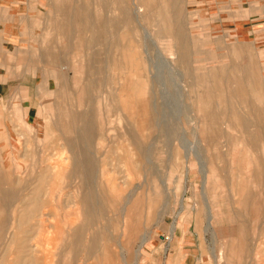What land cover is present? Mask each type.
I'll return each instance as SVG.
<instances>
[{
    "label": "rangeland",
    "instance_id": "1",
    "mask_svg": "<svg viewBox=\"0 0 264 264\" xmlns=\"http://www.w3.org/2000/svg\"><path fill=\"white\" fill-rule=\"evenodd\" d=\"M18 1L14 5L17 16L14 21L20 28V36L10 38L0 32V78L6 89L0 96V111L5 115L2 125L11 132V140L18 151L21 148L15 139L21 121L24 123L26 119L42 130L46 103L56 100L52 91L46 92L47 98L43 97L45 91L37 92L39 102L33 97L31 89L34 84L37 86L39 76L34 82L32 65L26 71L23 61L18 60L19 56L10 53L18 47L19 50L21 47L39 48L40 36L50 23L47 11L51 6V22L66 24L68 30L66 37L57 32L58 44H72L73 47L72 52L68 51L60 58L63 59L60 65L65 66V61L71 64L73 100L68 99L70 108L79 111L80 115L89 111L92 142L89 149H67L66 135L53 128L52 117L48 120V132L37 137L39 142H43L44 150L31 153V149H26L25 207L24 204H16L19 213L0 215L2 264H9L8 261L16 258L14 251L20 247L22 239H12L18 235V228L22 231L20 237L26 235L28 244H35L32 252L35 259L31 264H264V150L253 125L255 113L264 110V0H176L175 5L168 0H142L147 4L143 12H147L150 19H142L150 32L145 38L147 42L142 41L141 28H135V32L121 28L120 33L115 34L119 45L108 52L110 37H102L98 31L92 44H85L90 32L82 26L80 8L90 6L95 8V12L98 10L96 13L103 12L108 17L121 16L113 0H91L90 3L89 0ZM121 1L122 4L128 2ZM140 2L138 0L137 3ZM59 10L65 11V15ZM10 18L6 8L0 9L1 21ZM168 23H172L170 29L176 27L183 31V44L176 43L168 34ZM30 36V42L23 41ZM33 39L36 41L32 42ZM144 44L150 48V58L142 52ZM133 46L137 49L135 58L131 57L134 51L129 50ZM176 48L179 55L183 53L182 62L177 61ZM9 55H12V64L4 62ZM91 56L93 61L89 60ZM35 63H39L37 69L40 70L42 62L38 60ZM99 78L106 80L105 85L95 84ZM123 78L127 79L126 87L130 85L128 88L132 90L122 93V99H126L127 93H133L132 97L141 103L147 100L153 111L151 127L139 128L136 133L138 143L144 134L148 135L147 150L150 152L147 151V156L150 157L147 161L139 158V151L131 145L125 133L124 127L129 124L131 113L129 108L119 106V87L125 81ZM26 79L34 83L18 85ZM19 86L23 89L21 97L16 94ZM58 100L61 104L64 96ZM29 102L36 105V111ZM22 111L26 113L25 117ZM209 111L214 114V123L208 129L206 116ZM82 120L78 121L79 126L75 122V131L81 129ZM70 136L77 142L73 141L77 147L86 140L85 134L78 131ZM33 137L32 134L26 135L27 147L33 146ZM11 150L3 148L2 152L6 155ZM83 151L90 153L100 213L89 224L84 222L81 213H76V210H81L83 199L79 181L67 179L72 171L73 158L76 159ZM32 154L35 156L31 158ZM12 156L11 161L16 167L23 163L18 153ZM49 163L57 164L55 173L45 169V164ZM102 174L106 192L101 187ZM40 176L44 179L42 194L55 183L53 178L57 179L61 185L54 190L59 194L57 201L54 200L53 204L54 197L49 196L51 202L48 203V195L39 199L44 214L40 217L37 211L25 219L21 212L24 210L26 213L32 184L35 185L36 178ZM112 183L116 184L114 191L111 190ZM40 193L39 196L42 195ZM50 212L51 215L48 214ZM55 212L64 216L61 228L56 227ZM20 217L23 224L18 223ZM24 219L29 220L28 223ZM37 219H41L40 224H37ZM22 227L30 231L23 234ZM38 233L41 235L37 236ZM76 237L78 242L74 241ZM39 255L41 257H37Z\"/></svg>",
    "mask_w": 264,
    "mask_h": 264
},
{
    "label": "bare ground",
    "instance_id": "2",
    "mask_svg": "<svg viewBox=\"0 0 264 264\" xmlns=\"http://www.w3.org/2000/svg\"><path fill=\"white\" fill-rule=\"evenodd\" d=\"M69 1V0H68ZM90 1L91 0H89V3H90ZM95 0H93L92 2H94ZM156 1V0H155ZM169 2H171V4L172 5H175L176 4V0H168ZM65 2V1H64ZM96 2H98V0L96 1ZM113 2V4L115 5V8H116V11H118L119 12V15H120V13H121V16H116V14H115V16H112L111 15V17H108L105 13H103V12H98V13H96L95 11H94V9H92L90 6H85V7H81L80 8V10H81V12H82V18H83V22H82V26H83V28H84V30H88V32H90V34H89V36H88V38L85 40V44L86 45H88V46H90L91 44H92V42H93V40H94V37H95V35L97 34V31L99 32V35H102V37H106V38H108L109 39V37H110V39H109V42H108V45L109 46H107V48H106V51L108 52L109 50H111L112 49V47L114 48V47H116L117 45H119V41H118V38H115V34H116V32H119L120 31V29L121 28H123V29H128V30H130V31H132L133 30V32H135V28H141L142 30H143V34H142V41L144 42V41H146V37H148L147 35L148 34H150V32L147 30V28L144 26V23H143V20L144 21H146L147 20V18H148V16H147V12L145 13V12H143L144 11V9H143V7L144 6H147V4H143L142 3V0H141V2H140V4H138L137 2H138V0H128V2H126L125 4H122V1L121 0H113L112 1ZM63 3V2H62ZM65 3H68V2H65ZM64 4V3H63ZM57 5H59V2H58V4ZM61 5V4H60ZM98 5V4H97ZM165 5V4H164ZM97 8V7H96ZM74 9V8H73ZM98 9V8H97ZM168 10V9H167ZM108 11V10H107ZM58 12H62L63 13V15H65L64 14V12L65 11H62V10H59ZM161 12V11H160ZM160 12H158V14L160 13ZM176 12V11H175ZM112 14H113V12H112ZM163 14V13H162ZM174 16V15H173ZM159 17H160V15H159ZM162 17V16H161ZM151 18H152V16H151ZM173 18V17H172ZM143 19V20H142ZM149 19V18H148ZM161 20V19H160ZM176 20L177 19H175V20H173V23H175L176 22ZM149 21H150V19H149ZM148 21V22H149ZM152 21H153V19H152ZM156 21H157V19H156ZM70 22V21H69ZM152 22H150V24H151ZM157 23V22H156ZM162 23V22H161ZM155 24V23H154ZM172 24V23H171ZM171 24L170 23H168V34L171 36V38H173L174 39V41L176 42V43H178V44H183V42H184V36H183V34H182V32H180V30L178 29V28H176V27H172L173 29H170V27H171ZM60 25V28L61 29H63L64 30V32H66L67 33V25L66 24H63V23H60L59 24ZM159 25H161V24H159ZM164 25V24H163ZM148 26H149V24H148ZM153 26V25H152ZM58 27V26H57ZM111 27V28H110ZM157 27V26H156ZM65 28V29H64ZM149 28V27H148ZM159 28V27H158ZM164 28V27H163ZM160 29V28H159ZM162 29V28H161ZM158 30V29H157ZM167 32V31H166ZM120 33V32H119ZM155 33L157 34V31H155ZM152 34V33H151ZM150 36V35H149ZM159 36V35H158ZM151 37V36H150ZM166 38H168V37H166ZM170 38V39H171ZM148 39V38H147ZM151 39V38H150ZM152 41V40H151ZM155 41V40H154ZM129 42V41H128ZM147 42V41H146ZM150 42V41H149ZM143 44V43H142ZM147 44V43H146ZM146 44H144L143 46H145V49H143L144 51H142V52H145L146 54H147V58H150V53H149V49L150 48H148L147 47V45ZM151 44H153V41L151 42ZM150 44V45H151ZM99 45V44H98ZM123 45V44H122ZM153 45H155V42H154V44ZM232 45V44H231ZM149 46V45H148ZM178 46V45H177ZM180 46V45H179ZM234 46V45H233ZM129 47V46H128ZM170 47V46H169ZM143 48V47H142ZM180 48H181V46H180ZM233 48V47H232ZM247 48V47H246ZM124 49V48H123ZM157 49H159V48H157ZM177 49V53L176 54H178V60L177 61H181L182 62V59H183V51H182V48H181V51L182 52H180L181 54L179 55V49L178 48H176ZM100 50V49H99ZM130 52H132V51H134L133 53V56H131V57H136V53H137V49H136V46H133V47H131L130 49ZM233 50V49H232ZM231 50V51H232ZM119 51H121V49L119 50ZM159 51V50H158ZM234 52V51H233ZM120 53H122V52H120ZM96 54V53H95ZM106 55V54H105ZM104 55V56H105ZM128 56H129V54H128ZM169 56V55H168ZM240 56V55H239ZM143 57V56H142ZM244 57V56H243ZM111 58V57H110ZM114 58V57H113ZM177 58V57H176ZM237 58V57H236ZM91 59V61H93L94 60V57L93 56H91L90 58H89V60ZM96 59V58H95ZM109 59V58H108ZM146 59V58H145ZM144 59V60H145ZM239 59V58H238ZM244 59V58H243ZM116 60V59H115ZM259 60V59H258ZM142 61V60H141ZM176 61V62H177ZM105 62V61H104ZM144 62V61H143ZM142 62V63H143ZM146 62V61H145ZM165 62H166V60H165ZM115 63V62H114ZM178 65H179V63H178ZM114 66V65H113ZM98 66H96V68H97ZM99 68V67H98ZM183 68V67H182ZM140 68H138V70H139ZM103 70V69H102ZM107 70H108V65H107ZM99 72H101V70H99ZM138 72V71H137ZM171 72H173V71H171ZM128 73H129V71H128ZM135 73V72H134ZM174 73V72H173ZM176 73V72H175ZM219 73V72H218ZM127 74V73H126ZM170 74V73H169ZM217 74V73H216ZM251 74V73H250ZM108 75V74H107ZM129 75V74H128ZM179 75V74H178ZM129 76H131V75H129ZM133 76V75H132ZM180 76H181V74H180ZM108 77V76H107ZM107 77H106V79H107ZM136 77V76H135ZM253 77H254V75H253ZM127 78V77H126ZM129 78H131V77H129ZM109 79V78H108ZM132 79V78H131ZM130 79V80H131ZM196 79V78H195ZM251 79V78H250ZM253 79V78H252ZM252 79H251V81L250 82H253L252 81ZM123 80H125V81H123L122 83H120L121 85H120V87H119V89H120V91L119 92H121L120 93V99L118 100L119 101V106L121 107V108H129V111H130V113H131V116H130V122H129V124L128 125H126L124 128H125V133L126 134H128V136H129V138H130V140H131V145H134V148L136 149V150H138L139 152V158H142L143 160H145V161H147V157H150V156H147V151L148 152H150L149 150H147L148 149V147H147V137H148V135L147 134H144V136H142L141 137V142L140 143H138L139 141L137 140V137H136V133L138 132V130H139V128H145V129H147L149 126L151 127V124H152V120H153V111H151V109H150V107L148 106V102H147V100H144L143 101V103H141L140 101H138L135 97H132L133 95H131V94H133V93H127V97H126V101L125 100H123L122 99V93H125L127 90H129V91H131L132 89L131 88H128V87H130V85L128 86V87H126V83H127V79H124L123 78ZM129 80V81H130ZM128 81V82H129ZM172 81V80H171ZM204 81V80H203ZM257 81V80H256ZM106 82V80L105 79H101V78H99L96 82H95V84H98V85H100V84H103V85H105L104 83ZM155 82V81H154ZM91 83V82H90ZM133 83V82H132ZM129 84H131L130 82H129ZM157 84V83H156ZM64 86V85H63ZM134 89H135V87H134ZM248 89V88H247ZM4 90V89H3ZM259 90V89H258ZM261 90V89H260ZM118 94V93H117ZM119 95V94H118ZM128 96H131V98L129 99V97ZM144 97V96H143ZM146 98V97H145ZM143 99V98H142ZM109 108H111L110 106H109ZM120 108V109H121ZM110 110V109H109ZM126 110V109H125ZM125 110H124V113H125ZM108 112H106V114H107ZM117 115H119V114H117ZM107 116V115H106ZM120 116V115H119ZM234 116V115H233ZM232 116V117H233ZM214 117V114H212V111H209V113L207 114V116H206V120H208V123H206L207 125H206V127L208 128V126H210V125H212L214 122H213V118ZM247 117V116H246ZM71 118V117H70ZM102 118V117H101ZM105 117H103V119H104ZM200 118V117H199ZM204 118V117H203ZM102 119V121H104ZM106 119V118H105ZM160 119V118H159ZM238 119V118H237ZM57 120V119H56ZM59 120V119H58ZM62 120H63V117H62ZM108 120V119H107ZM118 120V119H117ZM239 120V119H238ZM109 121V120H108ZM48 122V121H47ZM52 122V121H51ZM61 122V121H60ZM70 122V121H69ZM69 122H68V124H69ZM119 122V121H118ZM55 123V122H54ZM71 123H72V121H71ZM205 123V122H204ZM240 122H238V124H239ZM66 124V123H65ZM64 124V125H65ZM104 124V123H103ZM102 124V125H103ZM54 125V124H53ZM59 125V124H58ZM61 125V124H60ZM59 125V126H60ZM253 125L255 126V135H256V138L261 142V145L260 146H262V148H263V150H264V110H262V111H260L259 113H255V115H254V120H253ZM56 126H57V124H56ZM69 126V125H68ZM106 126V125H105ZM199 126V125H198ZM58 127V126H57ZM65 127V126H64ZM71 127V126H70ZM126 127H127V129H126ZM54 128V127H53ZM72 128V127H71ZM94 128H95V125H94ZM171 128H172V126H171ZM210 128V127H209ZM208 128V129H209ZM207 129V130H208ZM66 130H68V129H66ZM70 131H71V129H69ZM73 130V129H72ZM122 130V129H121ZM124 130V129H123ZM135 130V131H134ZM149 130V129H148ZM206 129H203V131H205ZM82 131V130H81ZM81 131H79L80 133H82V135L83 134H85V143L87 144L86 146H89V144H91V140H92V138H91V136H92V125H91V122H89L88 124H87V128H85L82 132ZM104 131V129L102 130V132ZM140 131V130H139ZM150 131V130H149ZM202 131V132H203ZM48 132V131H47ZM67 132V131H66ZM76 132V131H75ZM123 132V131H122ZM146 132H148V131H146ZM152 132V131H151ZM28 133H29V130H28ZM63 133V135L65 134V132H62ZM32 134V133H31ZM46 134V133H45ZM101 134V133H100ZM149 134V133H148ZM227 134V133H226ZM142 135H143V133H142ZM150 136H151V134H149ZM65 136V135H64ZM70 136V135H69ZM126 136V135H125ZM208 137H209V135H207ZM206 136V137H207ZM35 137V136H34ZM33 137V138H34ZM43 138L45 137V136H42ZM67 137H68V133H67ZM139 137V136H138ZM220 137V136H219ZM249 137V136H248ZM3 138V137H2ZM69 138V137H68ZM83 138V137H82ZM204 138H205V136H204ZM203 138V139H204ZM210 138H212V137H210ZM209 138V139H210ZM233 138V137H232ZM242 138V137H241ZM1 139V138H0ZM60 139V138H59ZM80 139H81V137H80ZM206 139V138H205ZM204 139V140H205ZM38 140V139H37ZM36 140V141H37ZM41 140V139H40ZM77 140V139H76ZM232 140V139H231ZM245 140V139H244ZM73 141H75L74 139H73ZM212 141V140H211ZM233 141V140H232ZM240 141H242V140H240ZM1 142V141H0ZM38 142V141H37ZM76 142V141H75ZM259 142V143H260ZM39 143V142H38ZM77 143V142H76ZM83 144H84V142H82ZM208 143V142H207ZM209 143H211V142H209ZM229 143V142H228ZM243 143V142H242ZM241 143V144H242ZM30 144H31V142H30ZM93 144V143H92ZM216 144H217V142H216ZM215 144V145H216ZM245 143H243V145H244ZM37 145V144H36ZM49 145V144H48ZM54 145V144H53ZM58 145V144H57ZM67 145V144H66ZM69 145V144H68ZM47 146V145H46ZM74 146V145H73ZM75 146H76V144H75ZM128 146H129V144H128ZM150 146V145H149ZM212 146V145H211ZM45 147V146H44ZM43 147V148H44ZM77 147V146H76ZM76 147H74V148H76ZM232 147V146H231ZM242 147V146H241ZM245 147V146H244ZM28 148V147H27ZM133 148V147H132ZM37 149V148H36ZM234 149V148H233ZM250 149V148H249ZM32 150V149H31ZM40 150V149H39ZM44 150V149H43ZM49 150V149H48ZM240 150V149H239ZM246 150V149H245ZM244 150V151H245ZM13 151V150H12ZM36 151V150H35ZM56 151H57V149H56ZM126 151H128V149L126 150ZM2 152V151H1ZM33 152V150L31 151V153ZM136 152V151H135ZM240 152V151H239ZM12 153V152H11ZM15 153V152H14ZM63 153V152H62ZM67 153V152H66ZM131 153V152H130ZM129 153V154H130ZM65 154V153H64ZM68 154V153H67ZM66 154V155H67ZM133 154V153H132ZM149 154V153H148ZM221 154V153H220ZM263 154V153H262ZM28 155V154H27ZM26 155V156H27ZM34 154H32L31 155V158H32V156H33ZM46 155V154H45ZM63 154H61V156H62ZM136 155H137V153H136ZM135 155V156H136ZM150 155V154H149ZM8 156V155H7ZM35 156V155H34ZM239 156H242V154L241 155H239ZM238 156V157H239ZM264 156V155H263ZM41 157V155H39V158ZM60 157V156H59ZM23 158V157H22ZM25 158V157H24ZM23 158V159H24ZM34 158V157H33ZM47 158V157H46ZM137 158V157H136ZM241 158V157H240ZM264 158V157H263ZM43 159V158H42ZM41 159V160H42ZM48 159V158H47ZM51 159V158H50ZM49 159V160H50ZM65 159V158H64ZM68 159V158H67ZM134 159H135V157H134ZM10 160H12V159H10ZM25 160V159H24ZM26 161H27V158H26ZM66 161V160H65ZM70 161V160H69ZM236 161H239V160H236ZM257 161H258V159H257ZM38 162V161H37ZM41 162V161H40ZM51 162V161H50ZM245 162V161H244ZM1 163V162H0ZM31 163H33V162H30V164ZM47 163V162H46ZM136 163V162H135ZM149 163V162H148ZM243 163V162H242ZM13 164V163H12ZM30 164L28 165V167H30ZM34 164V163H33ZM36 164V163H35ZM42 164V163H41ZM44 164V163H43ZM58 164H60V163H58ZM66 164H67V162H66ZM70 164V162H68V165ZM46 166H45V169H49L50 171L49 172H52V173H55L58 169H56L57 168V164H54V163H49V164H45ZM72 171L69 173V175H70V180L71 181H74L75 179H77L78 181H79V186H81V196L83 197V199H82V203H81V205H82V208H81V210H76V213L78 214V213H81L82 215H83V217H84V222L87 224H89L90 222H91V220H95V218L97 217V216H100L99 214V211H98V208H97V201H96V187H95V185L93 184L94 183V180H95V178H94V168L92 167V161H91V157H90V153H85L84 151L83 152H80V155H78L77 156V158L76 159H74L73 158V161H72ZM145 165V164H144ZM237 165V164H236ZM27 166V165H26ZM32 166V165H31ZM37 166V165H36ZM43 166V165H42ZM203 166V165H202ZM253 166V165H252ZM3 167V166H2ZM7 167V166H6ZM33 167V166H32ZM39 167V166H38ZM64 167H66V166H64ZM105 167V166H104ZM235 168H236V166H234ZM254 167V166H253ZM35 168V167H34ZM135 168V167H134ZM241 168V167H240ZM262 171L264 172V163H263V166H262ZM3 169V168H2ZM28 169V168H27ZM138 169V168H137ZM201 169H202V167H201ZM233 169V168H232ZM13 170V169H12ZM32 170V169H31ZM35 170V169H34ZM39 170V169H38ZM136 170V169H135ZM134 170V171H135ZM144 170V169H143ZM235 170V169H234ZM251 170V169H250ZM255 170V169H254ZM103 171V170H102ZM102 171H100V173L102 172ZM139 171V170H138ZM240 171V170H239ZM249 171V170H248ZM11 172V171H10ZM38 172V171H37ZM131 172V171H130ZM140 172H141V170H140ZM257 172V171H256ZM261 172V171H260ZM16 173V172H15ZM31 173V172H30ZM61 173V172H60ZM102 173H104V172H102ZM258 173V172H257ZM138 174V173H137ZM136 174V175H137ZM237 174H239V173H237ZM254 174V173H253ZM18 175V174H17ZM31 175H33V171H32V173H31ZM59 174H57V176H58ZM135 175V174H134ZM217 175V174H216ZM215 175V176H216ZM11 176V175H10ZM13 176V175H12ZM132 176V175H131ZM141 176V175H140ZM139 176V177H140ZM40 177H42V176H40ZM37 178V180H36V184L34 185V184H32L33 186V189L30 191V194H29V205L27 206V209H26V213L25 212H21L22 214L24 213V216H25V219H27V217H31L32 216V214L34 213V212H40V217L42 216V214H44L43 213V207H42V205L40 206L39 205V202H40V200H41V198L43 199V198H46V196L48 195V197L49 196H53V194H51V193H55V194H57V195H59L58 194V192L57 191H54L55 190V188L57 187V189L61 186V185H59V183H58V181H57V179H55V178H53L54 180H55V183L52 185V186H48V188H46V191H45V189H44V193H46V192H48L46 195L43 193V197H40L39 196V193H40V191H41V193L40 194H42V190L43 189H41V184H42V179L43 178ZM241 177V176H240ZM3 178V177H2ZM22 178V177H21ZM27 178V177H26ZM29 178V177H28ZM238 178V177H237ZM244 178H245V176H244ZM255 178H256V176H255ZM51 179H52V177H51ZM1 180V179H0ZM254 180V179H253ZM4 181H6V179L4 180ZM49 181V180H48ZM101 187H102V189H103V191L104 192H106V188H105V186H104V184H103V181H105V177L103 176V174H102V177H101ZM238 181V180H237ZM250 181H252V179L250 180ZM257 181V180H256ZM260 181V180H259ZM65 182V181H64ZM100 182V181H99ZM258 182V181H257ZM256 182V183H257ZM6 183V182H5ZM245 183V182H244ZM249 183H252V182H249ZM96 184V183H95ZM99 184V183H98ZM142 184V183H141ZM140 184V185H141ZM44 185V184H43ZM250 185V184H249ZM1 186V185H0ZM6 186H8V185H6ZM78 186V185H77ZM112 187H111V190L112 191H114L115 189H116V184L115 183H112V185H111ZM237 186V185H236ZM31 187V186H30ZM73 187V186H72ZM94 187H95V189H94ZM245 187V186H244ZM248 187V186H247ZM2 188H4V187H2ZM45 188V187H44ZM69 188V187H68ZM139 188V187H138ZM137 188V189H138ZM232 188V187H231ZM241 188H243V187H241ZM61 189H64V188H61ZM245 189V188H244ZM248 189V188H247ZM65 190H67V189H65ZM231 190H233V189H231ZM246 190V189H245ZM64 191V190H63ZM241 191V190H240ZM249 191V190H248ZM74 192H76V191H74ZM79 192V191H78ZM77 192V193H78ZM137 192V191H136ZM142 193H143V191H141ZM65 193V192H64ZM245 193V192H244ZM248 193V192H247ZM79 194V193H78ZM116 194V193H115ZM44 195H45V197H44ZM139 195V194H138ZM244 195H248V194H244ZM79 196V195H78ZM78 196H76V197H78ZM105 196V195H104ZM107 196V195H106ZM75 197V196H74ZM97 197H98V195H97ZM140 197H142V196H140ZM39 198H40V200H39ZM69 198V197H68ZM8 199H9V197H8ZM61 199V198H60ZM241 199V198H240ZM52 200H55V197H54V199L52 198ZM77 200V199H76ZM150 200V199H149ZM67 200H64V202H66ZM70 202H71V200H69ZM49 202H51V199H50V197H49V199H48V203ZM54 202V201H53ZM60 202V201H59ZM78 202V201H77ZM80 202V201H79ZM78 202V203H79ZM247 202V201H246ZM47 203V204H48ZM69 203V202H68ZM11 204V203H10ZM64 204V203H63ZM71 203H69V205H70ZM16 205V204H15ZM65 205H68V204H66L65 203ZM72 205V204H71ZM74 205H76V204H74ZM148 205H150V203L148 204ZM56 206H58V205H56ZM73 206V205H72ZM71 206V207H72ZM77 206V205H76ZM79 206V205H78ZM10 207V206H9ZM65 207V206H64ZM95 207L97 208V209H95ZM133 207V206H132ZM131 207V208H132ZM153 207V206H152ZM75 208V207H74ZM29 209V210H28ZM45 209V208H44ZM61 209H62V207H61ZM69 208H67V209H65V211L67 212V210H68ZM0 210H1V208H0ZM74 210V209H73ZM5 211V210H4ZM45 211V210H44ZM49 211V210H48ZM72 211V210H71ZM150 211V210H149ZM47 212V211H46ZM65 212V213H66ZM11 213H14V214H16V210H15V208H13V209H11ZM1 214H5L4 212H1L0 211V215ZM21 214V215H22ZM48 214H50L51 215V212L50 213H48ZM70 214V213H69ZM68 214V215H69ZM72 214V213H71ZM11 215H13V214H11ZM46 215V214H45ZM66 215V214H65ZM74 214H72V216H73ZM150 215V214H149ZM44 216V215H43ZM47 216V215H46ZM7 217V216H6ZM13 217V216H12ZM50 217V216H49ZM54 217H56V227L57 228H59L61 225H60V223L61 222H63V218H64V216L63 215H61V214H58V212H55V216ZM67 217V216H66ZM69 217V216H68ZM71 217V216H70ZM69 217V218H70ZM79 217V216H78ZM53 218V217H52ZM51 218V219H52ZM100 218V217H99ZM8 219V218H7ZM12 219V218H11ZM24 219V220H25ZM72 219V218H71ZM0 220H2V218L0 217ZM50 220V219H49ZM49 220H46V222L47 221H49ZM69 220V219H68ZM28 221L29 220H25V222L26 223H28ZM52 221V220H51ZM55 221V220H54ZM54 221H52V222H54ZM97 221H98V219H97ZM33 222V221H32ZM39 222H41V219H37V224H40ZM74 222V221H73ZM18 223H22L23 224V219H22V221H21V217H20V219H19V221H18ZM114 224H116V223H114ZM53 225V224H52ZM97 226H98V224H96ZM41 226V225H40ZM44 226V225H43ZM47 226V225H46ZM101 226V225H100ZM11 227V226H10ZM9 227V228H10ZM45 227V226H44ZM50 227V226H49ZM0 228H3V227H0ZM23 228V227H22ZM39 228V227H38ZM46 228H48V227H46ZM45 228V229H46ZM61 228V227H60ZM136 228H137V226H136ZM6 229V228H5ZM24 229V228H23ZM50 229H51V227H50ZM75 229V228H74ZM98 229V228H97ZM175 229V225H174V227H173V230ZM18 235H14L13 236V239H12V241L14 240V238H15V240H20V239H22V241L20 240V242H19V246L20 247H18L17 248V250H15L14 251V254L16 255V258H14V259H12L11 261H8V263L9 264H31L32 262H33V260L35 259H33V251L35 250V247H34V245H32V244H28L29 243V241L27 242V238L28 237H26V235H24V236H19V234L22 232V231H20V229L18 228ZM41 230H43V232H44V229H41ZM124 230V229H123ZM6 231V230H5ZM8 231V230H7ZM28 231H30V230H27V229H24L23 230V234H26ZM47 231H49V230H47ZM39 232V231H38ZM126 232V231H125ZM5 233V232H4ZM40 233H42V232H40ZM40 233H38V235L37 236H39V234ZM71 233H73V232H71ZM58 234V233H57ZM66 234V233H65ZM68 234V233H67ZM5 235V234H4ZM41 235V234H40ZM52 235V234H51ZM69 235V234H68ZM36 236V237H37ZM170 237V236H169ZM20 238V239H19ZM34 238V237H33ZM40 239V238H39ZM69 239H71L70 238V236H69ZM35 241H37V240H35ZM74 241H76V242H78L79 241V238L78 237H76V239L74 240ZM34 242V241H33ZM39 242V241H38ZM63 243V242H62ZM85 243V242H84ZM24 244V245H23ZM36 244H37V242H36ZM100 244H103V242L101 243L100 242ZM38 245V244H37ZM62 245V244H61ZM60 245V246H61ZM41 246V245H40ZM39 246V247H40ZM38 247V248H39ZM36 248H37V246H36ZM100 248H101V246H100ZM168 248V247H167ZM60 249V248H59ZM39 250H40V248H39ZM100 250V249H99ZM67 251V250H66ZM93 252V251H92ZM38 253H42V252H38ZM5 253H2V255H4ZM35 254V253H34ZM98 254H100V253H98ZM13 255V254H12ZM14 255V256H15ZM41 255V254H40ZM37 256V257H41V256ZM65 255V254H64ZM67 255V254H66ZM35 256V255H34ZM54 256V255H53ZM102 256V255H101ZM1 257V256H0ZM36 257V258H37ZM60 257V256H59ZM3 258V257H2ZM0 259V264H2V261H4L3 259ZM101 258V257H100ZM101 261V260H100ZM61 262V261H60ZM97 262V261H96ZM70 264V263H69Z\"/></svg>",
    "mask_w": 264,
    "mask_h": 264
},
{
    "label": "crops",
    "instance_id": "3",
    "mask_svg": "<svg viewBox=\"0 0 264 264\" xmlns=\"http://www.w3.org/2000/svg\"><path fill=\"white\" fill-rule=\"evenodd\" d=\"M50 1V0H47ZM15 3H19L18 0H0V9L6 8V13L7 17H11L7 21H1L0 20V32H2L4 35L8 37H16L20 36V28L18 26V23L16 24V12L15 10ZM51 3V2H50ZM50 5V4H49ZM16 11V10H15ZM47 14L50 15V23H48L45 27L44 32L41 34L39 43L40 46L39 48H28V47H21L22 50H11L10 53H14L15 55L19 56V61H23V67L26 71H28L29 68L34 69L35 74L32 76V80L35 82V78L39 76L38 84L37 86L34 84L32 87L33 91V97L37 99V101H40V97L38 96L37 92H44L43 97L47 98L48 95L46 94L47 91H52L55 94V102H48L46 103V112L44 115V120L42 121V126L43 129L41 130L40 127H35L33 124H31L29 121L24 119L21 121V128L17 130L16 134V141L18 144V147L20 146V150L18 148L17 151V145L14 144L11 140V132L9 129H7L4 125H2V121L5 118V115L2 114L0 111V208L1 212L4 213H11V209L15 208L16 210V205H22L25 202V191H26V177H25V151L27 149V141H26V135L31 134L34 135L35 141L33 142V146H29V149L32 150H41L43 149V142H38L36 141L38 135L41 137L43 133H46L47 127L49 124V119L53 117V127L60 132H65L64 135H66V148L67 149H72L74 150L73 146V140L72 138H68L71 136L67 137L68 135H71V133L75 132V122L76 125H78V121L82 118L83 123L82 127L79 130L76 131H83L85 128H87V124L90 122V117H89V111H83L82 114L78 113L79 111H73L72 108H70V102L73 100L72 95H73V79H72V73H71V64H69L67 61H65V66H62L63 59H60L64 56V54L68 51L72 52L73 47L72 44L68 46L67 44H58V39H57V32L60 31L62 37H66V32H64L63 29L60 27L57 28V25L59 24L55 22H51V6L49 10L47 11ZM15 20V21H14ZM24 38V37H23ZM31 36L29 38H25L23 41L25 42H30ZM1 41V38H0ZM32 42L36 41V39L31 40ZM19 50V51H18ZM30 58L33 59L30 61ZM12 59V55L7 56L6 59H4V62L6 61L8 64H12L10 61ZM29 59V60H28ZM42 62L40 70L37 69L39 66V63L36 64L35 62L37 61ZM32 65V67H29ZM26 67V68H25ZM65 70V71H64ZM47 71L50 72V74H46ZM64 72V73H63ZM12 73V70L9 71V74ZM10 78L12 79V75H9ZM34 82H29L27 79L23 80L18 83V85H23V84H31ZM52 82V83H51ZM14 83H17V81H14ZM51 84L54 85V87H51ZM64 85V86H63ZM22 86H19L16 90V94H19L21 97V89ZM31 87H29L30 90ZM4 89V90H3ZM5 83H2V79L0 78V96H2L5 92ZM28 90V91H29ZM65 91V92H63ZM68 93L71 94L68 96ZM64 96V101L59 104V98L60 96ZM70 99V100H68ZM58 100V101H57ZM37 102V103H38ZM30 103V102H29ZM65 103V104H64ZM32 104V103H30ZM72 104V103H71ZM33 105V110L36 111V105ZM74 112L76 114H74ZM23 116H26V113L22 111ZM74 114V115H73ZM63 117V120H62ZM71 117V118H70ZM81 117V118H80ZM57 119V120H56ZM59 119V120H58ZM48 121V122H47ZM61 121V122H60ZM70 121V122H69ZM72 121V123H71ZM55 122V123H54ZM69 122V124H68ZM66 123V124H65ZM57 124V126H56ZM60 126H59V125ZM65 124V125H64ZM69 125V126H68ZM51 126V125H50ZM65 126V127H64ZM72 128H71V127ZM71 129V131L69 129ZM68 129V130H66ZM73 129V130H72ZM29 130V133H28ZM67 131V132H66ZM81 131V132H82ZM3 137V138H2ZM37 144V145H36ZM69 144V145H68ZM87 144L84 142L81 145H78L76 147L77 149H89V146H86ZM50 147V146H49ZM3 148H11V152L6 153L4 155ZM37 148V149H36ZM18 153L19 157H23V163L16 167L14 164H12V155L15 153ZM8 155V156H7ZM3 166V167H2ZM7 166V167H6ZM3 168V169H2ZM21 168V169H20ZM13 169V170H12ZM11 171V172H10ZM16 172V173H15ZM18 174V175H17ZM11 175V176H10ZM13 175V176H12ZM3 177V178H2ZM22 177V178H21ZM42 178V177H41ZM6 179V181H4ZM67 179H71L70 175L68 174ZM37 180V178H36ZM44 179H42L43 181ZM71 181V180H70ZM6 182V183H5ZM8 185V186H6ZM4 187V188H2ZM69 195V194H68ZM9 197V199H8ZM40 197H43V194L40 195ZM55 197V201H57L58 195L55 194L53 195ZM40 199V198H39ZM42 200V198H41ZM54 201V200H53ZM11 203V204H10ZM64 203V202H63ZM52 204V203H51ZM54 204V202H53ZM68 204V203H67ZM64 204H62L63 206ZM10 206V207H9ZM67 206V205H66ZM25 207V204L23 205ZM5 210V211H4ZM23 211V210H22ZM20 210L17 209L16 213H19Z\"/></svg>",
    "mask_w": 264,
    "mask_h": 264
}]
</instances>
